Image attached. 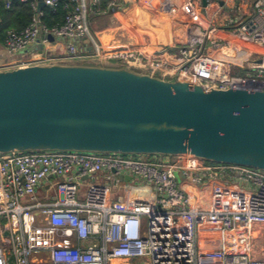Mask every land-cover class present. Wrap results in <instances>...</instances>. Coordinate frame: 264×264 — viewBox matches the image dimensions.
<instances>
[{"label": "built area", "instance_id": "1", "mask_svg": "<svg viewBox=\"0 0 264 264\" xmlns=\"http://www.w3.org/2000/svg\"><path fill=\"white\" fill-rule=\"evenodd\" d=\"M15 1L28 3L34 13L22 30H7L0 45L5 53L0 70L105 60L97 45L89 44L88 17L105 13L115 0L105 7L102 0H66L63 23L50 28L36 10L39 0L0 4L9 9ZM41 1L54 10L60 0ZM148 1L173 18L194 17L198 11L207 26L224 9L233 13L224 18V28L209 32L198 23H183L172 58L124 47L106 55L116 60L107 62L146 69L164 79L175 76L206 89L264 91V0L235 5H230L233 0ZM211 31L217 34L211 36ZM54 41L63 43L62 54L41 50L38 59L25 54L33 44L45 47ZM207 49L218 56L208 55ZM241 70L244 76L235 74ZM123 175L136 189L111 197L113 189L121 188ZM177 176L200 188L211 185V191L198 198L180 187ZM50 187L54 196L36 198L39 189L45 193ZM199 230L207 235L199 238ZM262 230L261 169L183 155L57 150L0 154V264H264V245L258 255L253 249V237Z\"/></svg>", "mask_w": 264, "mask_h": 264}, {"label": "water", "instance_id": "2", "mask_svg": "<svg viewBox=\"0 0 264 264\" xmlns=\"http://www.w3.org/2000/svg\"><path fill=\"white\" fill-rule=\"evenodd\" d=\"M36 150L183 155L264 170V91L206 89L106 60L0 70V154Z\"/></svg>", "mask_w": 264, "mask_h": 264}, {"label": "crops", "instance_id": "3", "mask_svg": "<svg viewBox=\"0 0 264 264\" xmlns=\"http://www.w3.org/2000/svg\"><path fill=\"white\" fill-rule=\"evenodd\" d=\"M123 1L127 3L124 9L108 8L103 14L89 15V44L91 42L95 43L98 50L105 55L103 59H107L110 62L116 61L115 58H109L106 55L124 47L141 48L145 50L146 54L153 52L171 58L174 57L178 49L176 40L182 35L179 25L175 23V20L165 22L159 19L160 14L164 11L160 8L149 6L148 0ZM184 17L186 19L193 18V16L179 15L176 19ZM225 17L223 14L222 18L224 19ZM141 19H145V23H140ZM39 48L48 52L51 56H57L64 51L63 43L60 44L58 41H54V43L50 42L45 47L33 44L25 51V54L38 59L40 57ZM4 57V50L0 46V61L4 60ZM122 181L121 187L122 184H125V186H136L132 182L130 183L129 179ZM209 186L204 189L191 185L184 180L180 184L182 189L194 193L198 198L203 197L204 194H209L211 191Z\"/></svg>", "mask_w": 264, "mask_h": 264}, {"label": "trees", "instance_id": "4", "mask_svg": "<svg viewBox=\"0 0 264 264\" xmlns=\"http://www.w3.org/2000/svg\"><path fill=\"white\" fill-rule=\"evenodd\" d=\"M108 0H103L101 5L105 7ZM116 4L109 7L110 9H121L125 6L123 0H115ZM65 5H67L65 7ZM69 8L66 0H60L58 6L52 10L47 6L41 8V21L48 27L58 26L63 23L64 16ZM33 10L28 3L15 1L9 9H4L0 4V45L3 42L7 30H22L30 22Z\"/></svg>", "mask_w": 264, "mask_h": 264}, {"label": "rangeland", "instance_id": "5", "mask_svg": "<svg viewBox=\"0 0 264 264\" xmlns=\"http://www.w3.org/2000/svg\"><path fill=\"white\" fill-rule=\"evenodd\" d=\"M239 3H240V0H233V4L230 3V5H235V4H239ZM248 6H249V4H248ZM232 13H233L232 10H231V12L229 10H227V9H224L222 11V15L224 14V16H226L227 14L232 15ZM222 15L220 14V16L216 17V19L214 18V23L211 24V25L209 24L208 26H207L208 20L206 21V19L204 17H202L198 13V11L194 15V17L191 18V19H186L185 17L176 19V17L175 18L170 17L164 11L162 14H160L159 19H162V21H165V22H168L169 20H170V22H171V20H175V23L179 25V29L181 30L182 35H183L184 34V30H185V26L181 25L183 23H187V24L191 23L192 24V22H196V23H198V24H200L202 26H205L204 28H206L207 32H209V30L216 29V28L217 29H219L221 27L224 28L225 27V22H224V19L222 18ZM140 23H145V19H141ZM215 34H217V33L214 32V31H211V33H210L211 36L215 35ZM181 37H183V36H181ZM235 74L244 76L245 75V71L241 70V71H239V72H237ZM177 181L179 182V184L182 183V179L179 176H177ZM128 189L131 190V192H134L136 187L130 186V185L129 186H125V184H122V187L120 189H113L112 190L111 197L114 196L115 194L116 195H125V193L127 192ZM38 191H39V193L36 195V198L39 199V200H44L45 199L43 197L44 195H47V197H48L47 199H50L55 194V191H54L53 187H50V189L47 190L45 193H42L40 189ZM206 235H207V233H206L205 230H199V233H198V237L199 238H203ZM263 238H264V230H262L261 233L259 235H257L256 237H253V239H254V241H253V249L255 251V253H254L255 255L259 254V252L261 250V246L264 245V239ZM199 244L203 245V242L200 241Z\"/></svg>", "mask_w": 264, "mask_h": 264}, {"label": "bare ground", "instance_id": "6", "mask_svg": "<svg viewBox=\"0 0 264 264\" xmlns=\"http://www.w3.org/2000/svg\"><path fill=\"white\" fill-rule=\"evenodd\" d=\"M113 264H118V263H116V262H113Z\"/></svg>", "mask_w": 264, "mask_h": 264}]
</instances>
